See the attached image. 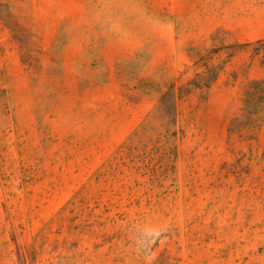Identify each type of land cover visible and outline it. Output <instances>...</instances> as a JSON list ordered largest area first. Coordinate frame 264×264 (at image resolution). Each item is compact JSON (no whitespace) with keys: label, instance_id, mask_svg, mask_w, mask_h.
<instances>
[{"label":"rangeland","instance_id":"rangeland-1","mask_svg":"<svg viewBox=\"0 0 264 264\" xmlns=\"http://www.w3.org/2000/svg\"><path fill=\"white\" fill-rule=\"evenodd\" d=\"M0 264H264V0H0Z\"/></svg>","mask_w":264,"mask_h":264}]
</instances>
